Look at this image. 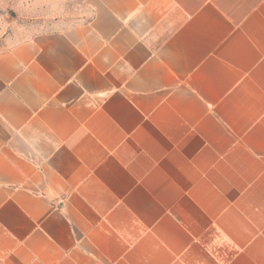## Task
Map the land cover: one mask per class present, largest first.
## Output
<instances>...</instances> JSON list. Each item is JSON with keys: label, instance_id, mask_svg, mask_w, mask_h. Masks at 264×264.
<instances>
[{"label": "crops", "instance_id": "1", "mask_svg": "<svg viewBox=\"0 0 264 264\" xmlns=\"http://www.w3.org/2000/svg\"><path fill=\"white\" fill-rule=\"evenodd\" d=\"M0 50V264H264V0H85Z\"/></svg>", "mask_w": 264, "mask_h": 264}, {"label": "rangeland", "instance_id": "2", "mask_svg": "<svg viewBox=\"0 0 264 264\" xmlns=\"http://www.w3.org/2000/svg\"><path fill=\"white\" fill-rule=\"evenodd\" d=\"M90 17L85 0H0V50Z\"/></svg>", "mask_w": 264, "mask_h": 264}]
</instances>
